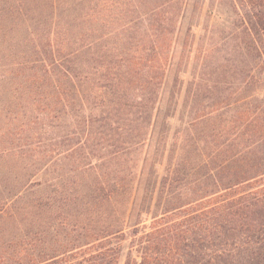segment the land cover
Returning a JSON list of instances; mask_svg holds the SVG:
<instances>
[{
	"label": "trees",
	"instance_id": "trees-1",
	"mask_svg": "<svg viewBox=\"0 0 264 264\" xmlns=\"http://www.w3.org/2000/svg\"><path fill=\"white\" fill-rule=\"evenodd\" d=\"M0 264H264V0H0Z\"/></svg>",
	"mask_w": 264,
	"mask_h": 264
}]
</instances>
